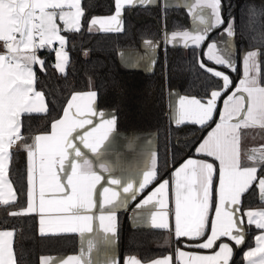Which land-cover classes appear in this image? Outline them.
I'll list each match as a JSON object with an SVG mask.
<instances>
[{"label":"snow or ice","instance_id":"1","mask_svg":"<svg viewBox=\"0 0 264 264\" xmlns=\"http://www.w3.org/2000/svg\"><path fill=\"white\" fill-rule=\"evenodd\" d=\"M113 2L114 14L89 18L82 0H0V211L9 218H35L41 238L79 233L83 239L85 233L93 232L96 219L102 232L87 239L79 255L41 256L39 264H93L92 252L100 244L110 247L115 241L117 211L127 208L130 200L135 201L158 179L153 152L137 185L122 184L116 178L107 180L109 187L101 185L102 173L111 174L112 166L100 162L97 171L74 143L78 139L99 161L115 128V117L105 118L96 108L94 90L73 93L62 117L51 122L50 133L31 132L33 119L46 120L51 114L46 94L36 87L37 69L47 75L52 68L66 78L71 38L82 35L85 25L89 34L120 33L127 8L151 5L154 0ZM170 6L186 7L193 27L167 34L166 42L182 43L194 52L206 49L203 58L198 56L197 66L220 87L206 90L201 98L179 96L172 111L175 125L211 129L195 150L204 159H187L170 179L159 182L135 205L134 218L141 219L143 210L150 208V227L168 231L177 244L197 251L178 246L162 258L145 261L130 255L123 264H235V252L253 229L254 247L244 251L242 259L246 264H264V7L259 13L249 8L246 21L242 10L240 23H247L260 47L239 53L230 0H164V10ZM217 29L219 44L209 39ZM144 43L153 52L158 47L153 41ZM48 56H54L53 64L47 63ZM154 62L150 58V65ZM209 65L240 71L241 78L234 85L228 74ZM96 116L101 120L94 124ZM86 125H92L91 130L79 134ZM20 153L25 156L22 172L13 167ZM112 186L122 190L123 198ZM97 197L102 200L98 217L92 214ZM248 197L257 208L244 210ZM16 236L15 228H0V264H21L23 253H17ZM102 264L119 262L107 255Z\"/></svg>","mask_w":264,"mask_h":264},{"label":"trees","instance_id":"2","mask_svg":"<svg viewBox=\"0 0 264 264\" xmlns=\"http://www.w3.org/2000/svg\"><path fill=\"white\" fill-rule=\"evenodd\" d=\"M230 3L231 14L237 19V51L240 53L243 50H257L260 44L253 39L255 33L250 31L247 23L241 25L240 18L243 10L245 21L247 20L249 8H254L259 13L264 7V0H230ZM82 6L86 10V16L90 18L93 15L111 13L114 2L82 0ZM188 23V13L183 6H170L165 11L158 1L147 6L127 8L123 14L124 31L120 33L89 34L85 25L82 35L71 38V62L66 78L52 68H49L47 75L37 69L39 82L36 87L46 94L51 114L46 120L33 119L30 122L32 134L49 129L51 121L61 114L71 93L91 88L98 94V107L115 110L117 129L155 131L158 179L146 189L158 180L169 177L174 165L187 155L195 154L194 147L207 129L200 130L198 125L191 124L177 127L171 123L168 119L167 90L176 87L183 94L202 97L206 90L217 89L220 85L210 80L197 66L198 56L203 58L202 49L194 52L191 47L162 44L151 71L124 67L117 59V50L138 47L144 38L162 41L165 26L168 31L184 28ZM219 30H215L209 39H215ZM85 51L87 56L84 55ZM50 60H53V56L47 57L48 64ZM209 66L227 72L235 84L239 71L230 72L223 67ZM24 166V153H20L13 167L22 172ZM13 179H17L15 174ZM243 207L258 205L252 197H248V202ZM116 225L119 264L124 254H136L143 260H149L169 251L173 246L184 247L182 242L177 244L170 239L166 230L131 226L126 213L117 214ZM0 228L17 230V253H23L21 264H39L41 254L72 253L77 248L75 234L41 238L37 234V224L33 217L9 218L6 212L0 211ZM254 233L253 229L247 236L246 244L235 252V264H244L243 251L253 244Z\"/></svg>","mask_w":264,"mask_h":264},{"label":"crops","instance_id":"3","mask_svg":"<svg viewBox=\"0 0 264 264\" xmlns=\"http://www.w3.org/2000/svg\"><path fill=\"white\" fill-rule=\"evenodd\" d=\"M158 1H160L161 4L164 6V0H154L153 3H156ZM187 2L190 3L191 0H187ZM184 8L187 11V8L186 7H184ZM112 14H114V9L111 13L93 15L91 17H106V16H109ZM188 17H189V23L186 27L168 30L167 33L164 34L162 41L158 40V39L144 38L141 40L140 45L138 47H135V48H119L117 50V59H118L119 63L121 65H123L124 67H128V68H139L143 71H151L154 63L150 65V63H149L150 58L154 57V60L156 59L158 49L162 44L171 45V44L166 42L165 36L167 34H171L174 31H184V30H191L192 29V27H193L192 18L190 15H188ZM211 40H215L218 44L220 43V30L217 34V37L215 39H211ZM145 41H153L155 45H158V47H156L154 52L150 51L145 46V43H144ZM179 45H183V44L181 43ZM204 50H206V49H202V52ZM249 50H256V49H249ZM243 52H245V50L241 51L240 53H243ZM53 61L55 62L54 56H53ZM216 70L222 71V70L217 69V68H216ZM222 72H224L225 74H228L225 71H222ZM240 78H241V72L239 71V75H238V78H237L235 83H237ZM90 90H93V89L89 88L87 90L76 91V92H87ZM232 90H234V87ZM73 93H75V92H73ZM73 93H71V95ZM228 94H231V90L229 91ZM71 95L69 96L68 99H70ZM179 96H186L189 98H193V97L201 98V97L194 96V95L183 94L176 87L169 88L167 90L168 119L173 124H175V123L172 119V111L174 110V107H175L176 103L178 102ZM222 99H226V95ZM64 107H66V103H65ZM96 108L98 109V111H102L105 113V118H112L113 116L115 117V110L112 108H100L97 105H96ZM218 109L222 110V101L218 102ZM61 117H62V112L55 119L61 118ZM218 118L219 117L217 114L215 120H218ZM55 119H53L51 122H53ZM100 120H101V118L99 116L93 117L94 124L99 123ZM50 126H51V123H50ZM91 127H92V125H86L84 129H79L78 133L82 135L84 133V131L91 130ZM212 127H214V124L212 125ZM210 130H211L210 128L207 129L204 132V134L202 135V137L199 139V141L196 143V145L194 147V153L195 154H190V155H187L186 157H184L179 163H177L176 165H174L171 168L170 173H169V177H165V178L158 180L156 183H154L152 186H150L144 192L140 193V195L137 197V199L135 201L130 200L127 208L119 209L117 211V214L119 212L126 213L128 223L133 227H150L148 219H147V213H148V211H150V208L143 210V214L141 216V219L137 220L134 218L135 205L137 203H139L140 200L146 198V196L151 191H154L155 187L158 186L159 182H161L164 179H170L172 172L176 168H178L181 164L186 162L187 159H189V158L204 159V157L199 156L195 150L199 146V144L202 143L203 139L207 136V132ZM50 131H51V127H49V129L46 131L37 132L34 134L50 133ZM73 135L76 136L77 133H73ZM74 143L77 144V146L81 149V151L84 153V155L88 159L92 160L94 166H96L97 171H100L99 166H98L100 162H105V163L112 166L113 171L111 174L102 173V175L105 177V179H102L101 185H103L104 187L110 186L107 183V180L111 179V178L120 179L122 184H125L128 181H132L134 183V186L137 185L138 182L142 178V176H141L142 171L150 166V155H151V153H153V152L156 153V133L154 130H149V129H145V130H119V129H117V127L115 125L114 130L112 131V133L109 136V140L105 142V149L103 150V155L100 157L99 161L97 160V157L93 153L90 152L89 149L84 148L83 145L80 144L78 139L74 140ZM24 159H25V156H24ZM208 159L210 160V158H208ZM112 187H117V190L121 191V193H122V190L118 186H112ZM97 189H98V191H102V188L100 185L97 186ZM123 195L124 194L122 193V198H123ZM96 199H97V207L92 210V214H94L95 216L98 217L99 215L102 214L100 211V203L102 202V200L99 197H97ZM170 206H171V202H170ZM248 208L249 207H246V208H244V210H248ZM252 208L255 209L257 207H252ZM116 224H117V221H116ZM8 229H11V228H8ZM97 233H100L102 235V232L100 229V223H99L98 219L93 221V232L92 233H85L83 239L81 238L79 233L75 234L76 238H77V248H76L75 252L60 253V254H41L39 256V258L41 256L67 258L70 255H79L82 248L86 249L87 239L91 238L92 236H94ZM255 234H256V232L254 233V235ZM254 235H253V237H254ZM177 247L178 246H173L172 249H170L169 251H167L161 255H158L156 257H153L151 259L162 258L166 255H171L174 253V251ZM179 247H181L183 250L190 251V252L197 251V250L188 249V248H185L182 246H179ZM251 247H254V239H253V244L251 246L245 248L244 251L249 250ZM107 255H113L116 257L118 262L120 261L116 237H115L114 243L110 247H106L105 245L100 244L98 246L97 250H94L92 252L91 259L93 260V264H102V262L106 259ZM130 255L137 256L136 254H124L121 257V264H123L124 259H126ZM151 259H149V260H151ZM145 261H147V260H145ZM243 263L246 264V262H244V261H243Z\"/></svg>","mask_w":264,"mask_h":264},{"label":"built area","instance_id":"4","mask_svg":"<svg viewBox=\"0 0 264 264\" xmlns=\"http://www.w3.org/2000/svg\"><path fill=\"white\" fill-rule=\"evenodd\" d=\"M54 63V61L53 60H50V64H53Z\"/></svg>","mask_w":264,"mask_h":264}]
</instances>
